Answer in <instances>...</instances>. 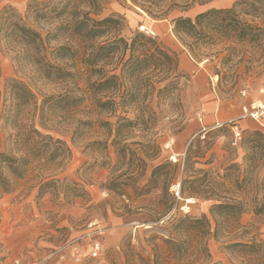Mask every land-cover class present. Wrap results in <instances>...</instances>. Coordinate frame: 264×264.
Segmentation results:
<instances>
[{
    "label": "rangeland",
    "instance_id": "rangeland-1",
    "mask_svg": "<svg viewBox=\"0 0 264 264\" xmlns=\"http://www.w3.org/2000/svg\"><path fill=\"white\" fill-rule=\"evenodd\" d=\"M28 1L0 0V11L10 5L22 13ZM99 1L97 17L122 19L117 36L129 39L141 31L176 56L178 89L173 95L150 93L141 77L123 81L126 117L138 109L147 121L117 128L120 109L113 115L94 105L79 61L68 62L72 78L48 81L28 66L17 68L11 54L0 49V89L16 78L31 86L38 100L64 91L84 96L46 123L45 132L64 140L70 157L53 170L46 164L45 171L32 161L21 178H10V191L0 193V264H153L156 255L160 264H264V213L254 212L264 192V56L257 53L237 65L242 80L233 88L229 80H218L206 60L189 56L170 22L228 8L237 0H210L187 11L174 8L165 19L149 17L129 0ZM3 124L0 119V151L9 131ZM183 168L185 189L198 186L241 203L237 219L217 218L223 222L217 236L209 213L216 197H180ZM51 177L64 178L62 188L48 184L38 193L41 178ZM184 215H205L210 233L191 224L180 250H171L162 240L167 231L159 225ZM94 242L101 251L92 258L88 253ZM252 242L261 244L258 251L236 244Z\"/></svg>",
    "mask_w": 264,
    "mask_h": 264
},
{
    "label": "trees",
    "instance_id": "trees-1",
    "mask_svg": "<svg viewBox=\"0 0 264 264\" xmlns=\"http://www.w3.org/2000/svg\"><path fill=\"white\" fill-rule=\"evenodd\" d=\"M208 1L129 0L154 19L167 18L174 8L187 11L194 4ZM100 4L99 0H29L22 13L10 5L4 6L0 11V49L11 54L17 68L28 66L34 75L48 81L72 78L75 72L67 69L68 62L79 61L84 67L79 75L85 76L94 105L113 115L120 109L115 115L117 128L141 125L147 120L138 109L132 118L125 115L123 81L141 77L146 81V92L173 95L181 77L177 58L155 37L141 31H134L129 39L117 36L123 27L122 19L118 15L97 17L102 9ZM170 22L172 34L189 56L198 62L206 60L218 80H229L233 88L242 80L235 73L237 65L249 62L257 53L264 56V0H237L228 8H209L193 17L177 16ZM157 83L162 85L156 88ZM83 99L84 96L64 91L38 100L27 83L16 78L5 81L0 89V119L4 123L2 129L9 131L0 151V193L9 192L10 178H21L32 161H37L40 170L45 171L46 164L52 165L53 170L61 160L70 157L66 142L45 132L49 130L46 123L58 109L74 108ZM188 161L189 157L184 166ZM187 177L183 168L180 197H216L209 213L215 222L213 236H217L223 224L217 218L237 219L242 212L241 203L198 186L185 189ZM64 180L41 178L38 193H43L48 184L62 188ZM262 195L254 209L256 214L264 213V192ZM191 224L202 225L204 234L210 233V220L205 215L200 218L184 215L160 223L159 228L167 231L162 240L169 249L180 250L181 239L193 231ZM236 244L248 248L257 246V251L261 247L254 242ZM203 249L209 257L205 246ZM153 264H160L157 255Z\"/></svg>",
    "mask_w": 264,
    "mask_h": 264
},
{
    "label": "built area",
    "instance_id": "built-area-1",
    "mask_svg": "<svg viewBox=\"0 0 264 264\" xmlns=\"http://www.w3.org/2000/svg\"><path fill=\"white\" fill-rule=\"evenodd\" d=\"M100 251H101L100 244L98 242H94L91 245V248H90L88 255H89V257L95 258V257H98V255L100 254ZM78 260H79V258L77 257L76 261H78ZM15 263L18 264V261L16 260Z\"/></svg>",
    "mask_w": 264,
    "mask_h": 264
},
{
    "label": "bare ground",
    "instance_id": "bare-ground-1",
    "mask_svg": "<svg viewBox=\"0 0 264 264\" xmlns=\"http://www.w3.org/2000/svg\"><path fill=\"white\" fill-rule=\"evenodd\" d=\"M140 27H141V29H144V28H145L143 25H141ZM258 107L261 108V107H263V105L259 103V104H258ZM191 199H192V198H188V201L191 200Z\"/></svg>",
    "mask_w": 264,
    "mask_h": 264
}]
</instances>
